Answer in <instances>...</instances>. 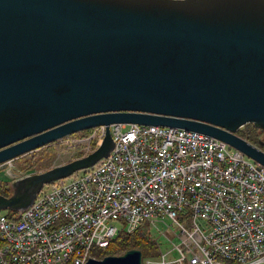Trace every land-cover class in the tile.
I'll return each instance as SVG.
<instances>
[{"label": "water", "instance_id": "obj_1", "mask_svg": "<svg viewBox=\"0 0 264 264\" xmlns=\"http://www.w3.org/2000/svg\"><path fill=\"white\" fill-rule=\"evenodd\" d=\"M180 127L264 165L238 134L264 131V0H0V165L104 125L89 154L37 173L10 166L0 212L115 148L110 125ZM87 264H144L143 251Z\"/></svg>", "mask_w": 264, "mask_h": 264}, {"label": "built area", "instance_id": "obj_2", "mask_svg": "<svg viewBox=\"0 0 264 264\" xmlns=\"http://www.w3.org/2000/svg\"><path fill=\"white\" fill-rule=\"evenodd\" d=\"M110 130L108 157L45 185L20 219L0 212V264H87L121 230L132 234L149 222L164 223L174 238L163 231L171 247L143 255L144 264H264L263 164L185 128L114 123ZM73 135L60 140L85 143L86 155L105 126Z\"/></svg>", "mask_w": 264, "mask_h": 264}, {"label": "rangeland", "instance_id": "obj_3", "mask_svg": "<svg viewBox=\"0 0 264 264\" xmlns=\"http://www.w3.org/2000/svg\"><path fill=\"white\" fill-rule=\"evenodd\" d=\"M85 135L87 134H80V132H78L75 133L72 138L77 139ZM83 144L81 143L76 144V141L64 142L62 140H59L54 143L48 144L44 147H41L37 150L31 151L7 163L1 164L0 186L3 183L2 180L9 181L10 177L7 173V169L10 166L21 168V170L25 173H37L46 170L48 167L63 164L84 155L87 151L85 148L87 147V145L85 143ZM166 221L168 224L171 223V220L169 219H166ZM157 226H154L151 224V222H149L148 225L145 227V230H147L149 236L154 241L157 250L159 248V245L163 250H167L171 247V243L166 237V235L163 234V231L166 232L167 235L171 238H174V236L167 229V226L164 223L158 222ZM158 254H159V250H158ZM150 257H156V256H150Z\"/></svg>", "mask_w": 264, "mask_h": 264}, {"label": "trees", "instance_id": "obj_4", "mask_svg": "<svg viewBox=\"0 0 264 264\" xmlns=\"http://www.w3.org/2000/svg\"><path fill=\"white\" fill-rule=\"evenodd\" d=\"M90 130H84L80 134H87ZM238 134L246 138L250 142L258 145L264 149V131L259 130L253 124H247L244 128L238 131ZM50 168V167H48ZM47 168V169H48ZM21 170V168H19ZM9 181L2 180V185L0 186V193L4 195L10 194V183ZM6 214L13 220H17L19 213L8 210L5 211ZM145 225L143 224L135 233L129 234L125 230H121L119 234L113 239L110 245L105 249H94L93 256L97 258H103L107 255H121L131 248H139L143 251L144 257L157 256L158 250L152 238L149 236L147 230H145Z\"/></svg>", "mask_w": 264, "mask_h": 264}, {"label": "bare ground", "instance_id": "obj_5", "mask_svg": "<svg viewBox=\"0 0 264 264\" xmlns=\"http://www.w3.org/2000/svg\"><path fill=\"white\" fill-rule=\"evenodd\" d=\"M77 135H79V134H77ZM73 137V136H72ZM65 142V141H64ZM71 144V143H70ZM77 144V143H76ZM80 144V143H79ZM81 144H83V143H81ZM67 145H69V144H67ZM84 145V144H83ZM73 147V146H72ZM77 147V146H76ZM85 148H87V147H85ZM84 149V148H83ZM8 214V213H7ZM19 216V215H18Z\"/></svg>", "mask_w": 264, "mask_h": 264}]
</instances>
